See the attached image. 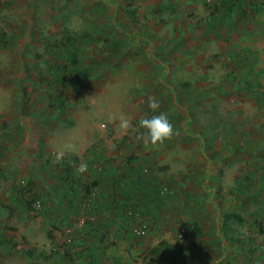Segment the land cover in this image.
I'll list each match as a JSON object with an SVG mask.
<instances>
[{
	"label": "rangeland",
	"instance_id": "obj_1",
	"mask_svg": "<svg viewBox=\"0 0 264 264\" xmlns=\"http://www.w3.org/2000/svg\"><path fill=\"white\" fill-rule=\"evenodd\" d=\"M159 113L175 132L152 145ZM263 128L264 0H0V264H264ZM98 180L115 219L87 245Z\"/></svg>",
	"mask_w": 264,
	"mask_h": 264
},
{
	"label": "crops",
	"instance_id": "obj_2",
	"mask_svg": "<svg viewBox=\"0 0 264 264\" xmlns=\"http://www.w3.org/2000/svg\"><path fill=\"white\" fill-rule=\"evenodd\" d=\"M220 18L221 19H224L222 17H220ZM230 28H231V30H229V31H227L225 33H221V34H227L228 35V34L235 33V31L232 29L233 27H230ZM260 117L263 118V115H261ZM263 130H264V128H263ZM96 165H98V164H96ZM98 169H100V166L99 165H98ZM98 169L94 168L92 171H90L91 178L99 179V178H96V176H99L97 174V170ZM110 181L111 180H109V182ZM114 181H115V185H118V189H115L116 192H115V197L114 198L116 199V201L114 202V204H117V205L118 204L119 205L123 204L124 205V204H127V203H131V202L134 203V202H136V200L138 199V197L136 196L135 193L133 194L131 192L130 188L128 189V187H130V183H128V181H130V180L123 179V178H119V179L114 180ZM97 182L99 184L101 183L100 185L102 186V188H101L102 190L99 189V188L96 189V195H94V196H87L88 197L87 198L88 199V202H86V204H87V206H86V214L87 215H90L89 214V211H90V213H92L93 211L96 212L97 213V220H96L95 224L89 223V225L86 224L85 226H83V228H81V230L85 231V235L84 236H85L86 240H85V238H83V239L86 241L85 244H87V245L88 244H91V243L93 245L94 243H98L99 242L97 240V237L94 234L87 232L88 230H90L91 228H93L95 230H98L99 229L101 231V237H102V235H103V229H106L107 226L110 223H113L114 222V219H115V218H113V215H112V218H109V219H105L103 217V214H104L103 209H104V206H106V207L109 206V202H108V199L107 198H109V196H110V195L103 194V190L109 191V189L106 188V187H103V181L100 182V180H98ZM118 195H120V196H118ZM94 202H96V207H94L93 209H91L90 206ZM88 234H90V236H88ZM100 240H101V238H100ZM102 241H104L103 238H102ZM72 243H73L72 245H75L74 244L75 243L74 240H73ZM66 258H71L72 259V256L69 254V256H67ZM87 262L89 264H91L93 262H100V264H102V260H99V259H97L95 257H92V256H89L87 258Z\"/></svg>",
	"mask_w": 264,
	"mask_h": 264
},
{
	"label": "clouds",
	"instance_id": "obj_3",
	"mask_svg": "<svg viewBox=\"0 0 264 264\" xmlns=\"http://www.w3.org/2000/svg\"><path fill=\"white\" fill-rule=\"evenodd\" d=\"M149 108L156 112L159 108V103L154 97H149L148 100ZM110 120L116 123L117 128L119 129L122 135H127L129 131L133 128V125L129 118L125 115L120 114L119 116L112 117ZM139 127L145 130L147 140L152 145H157L163 143L165 140L170 139L174 135L173 125L170 123L167 114L159 113L151 116L142 117L139 120ZM144 134H141L140 139H143ZM65 155L64 151H58L55 154V160L57 162L61 161ZM76 171L78 173H85L88 171V166L86 163L80 164Z\"/></svg>",
	"mask_w": 264,
	"mask_h": 264
},
{
	"label": "built area",
	"instance_id": "obj_4",
	"mask_svg": "<svg viewBox=\"0 0 264 264\" xmlns=\"http://www.w3.org/2000/svg\"><path fill=\"white\" fill-rule=\"evenodd\" d=\"M82 163H79V162H76L75 165H74V169L76 170V168ZM159 191L161 193H164L167 191V186L165 185H160L159 186ZM96 195V189H91L89 190L88 192V196H94ZM126 212L125 214L129 215V216H132L134 217V220L136 218H139V221L138 220H135L132 224V229L135 231V233L137 234H144V233H147L150 229H151V222L150 221H147V220H142L139 215H141V211L138 209V208H134L133 206H128L126 207ZM85 217L82 216L80 217L79 219V222L80 223H83L85 222ZM67 232L70 233L71 230H72V227L68 226L66 228Z\"/></svg>",
	"mask_w": 264,
	"mask_h": 264
},
{
	"label": "trees",
	"instance_id": "obj_5",
	"mask_svg": "<svg viewBox=\"0 0 264 264\" xmlns=\"http://www.w3.org/2000/svg\"><path fill=\"white\" fill-rule=\"evenodd\" d=\"M76 159H77V157L76 156H73V157H68L67 158V160H66V165H65V169L66 170H68L69 172H71V174L73 175V173L74 172H76L75 171V169H74V165H75V163H76ZM88 168L90 169V170H93L95 167L98 169V165H96V164H93L92 162H88ZM75 176H77V175H79V174H74ZM74 179V181H75V179H77L76 177H74L73 178ZM134 207V206H133ZM125 209H126V207H125ZM124 212H126V210H124ZM231 218H235L237 221H242L243 220V218H242V216H241V214L240 213H238V212H236V211H225L224 213H223V234L224 235H227L228 236V229L226 228V226H227V224H228V221L231 219ZM30 253H31V250H30V248H26L25 249V254L27 255V256H29L30 255ZM66 255L67 256H69V254L68 253H66Z\"/></svg>",
	"mask_w": 264,
	"mask_h": 264
}]
</instances>
